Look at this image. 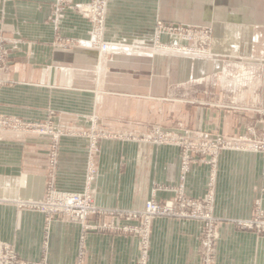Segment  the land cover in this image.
Masks as SVG:
<instances>
[{
  "label": "crops",
  "instance_id": "crops-1",
  "mask_svg": "<svg viewBox=\"0 0 264 264\" xmlns=\"http://www.w3.org/2000/svg\"><path fill=\"white\" fill-rule=\"evenodd\" d=\"M90 1L0 0V115L71 129L59 139L54 168L49 138L0 132V243L29 262L138 263L137 235L92 231L83 246L80 225L49 221L30 208L49 184L89 191L101 209L120 212L166 202L181 185L193 198L207 193L210 166L193 164L183 180L181 147L157 143L150 125L180 135L236 139L252 126L264 134V0H109L104 40L117 45L111 57L92 47L93 23L75 8ZM159 21L210 28V56L172 55L157 46ZM176 87L194 99H168ZM85 131L100 135L95 148ZM215 171L214 264H264V235L240 225L264 213V152L224 150ZM99 223L139 224L114 217ZM202 226L156 218L147 264H203Z\"/></svg>",
  "mask_w": 264,
  "mask_h": 264
},
{
  "label": "built area",
  "instance_id": "built-area-1",
  "mask_svg": "<svg viewBox=\"0 0 264 264\" xmlns=\"http://www.w3.org/2000/svg\"><path fill=\"white\" fill-rule=\"evenodd\" d=\"M109 0H91L89 3L76 6L80 14L93 23L92 47L99 52L111 57L117 52V45L104 40ZM167 35L174 39L172 44L160 43V38ZM156 45L162 49L171 48L185 55L207 57L211 54L212 31L206 27H192L184 25L167 24L159 21L156 28ZM6 61V52L0 40V68ZM2 82L0 81V86ZM264 115V110L259 111ZM71 129L56 127L52 123H31L24 122L19 118H8L0 115V132L15 131L25 134H36L47 137L50 140V167L57 164L58 145L60 137ZM73 130V129H72ZM255 126L248 129V135L238 138H226L213 132H192L186 135L170 133L157 129L155 141L160 144H176L182 149L183 177L190 171L191 166L203 163L211 168L208 191L203 197L193 198L186 194L184 185L180 186L178 194L166 201L159 202L149 200L143 211L120 212L101 209L89 191L83 193L64 192L56 190L52 184L46 189L44 199L33 203L30 208L37 210L50 221L55 217L69 223L80 225L82 230L81 241L85 245V239L92 231L104 229H116L124 233H132L139 237L140 252L137 264H147L150 250L151 226L156 218L174 217L186 220L202 222L203 240V264H214L215 245L217 241V219L213 215L214 204V182L216 179V165L219 154L224 150H256L264 152V135L258 141ZM91 139V147L95 148L99 134L87 133ZM121 218L138 221V225L117 227L108 225L102 226L99 219ZM247 229L256 230L264 235V213L258 212L256 216L245 223L240 224ZM0 264H47L46 262H29L20 258L17 251L10 245L0 243ZM82 264V263H81Z\"/></svg>",
  "mask_w": 264,
  "mask_h": 264
},
{
  "label": "rangeland",
  "instance_id": "rangeland-1",
  "mask_svg": "<svg viewBox=\"0 0 264 264\" xmlns=\"http://www.w3.org/2000/svg\"><path fill=\"white\" fill-rule=\"evenodd\" d=\"M166 52H168V53H170V54H172V55H178V54H183V55H185L184 54V52L183 53H181V52H177L176 50H173V49H171V48H167L166 49ZM186 56H188V57H194V56H190V55H186ZM210 56V55H209ZM209 56H207V57H209ZM236 83L237 82H240V81H235ZM189 85H193V87L194 86H199L200 87V85H202V83H197V82H191V83H189ZM186 93V91H183L182 92V90H181V92H180V88L179 87H176V88H174L173 90H172V92H170V96L168 97V99H170V100H176V101H179V100H185V99H192V98H190L191 97V94L190 93H188V95L186 96V98H185V94ZM190 94V95H189ZM194 99V98H193ZM192 99V100H193ZM247 110V109H246ZM257 111H259V110H257ZM175 125V128L176 129H178L179 127H181V125L179 124V123H177L176 122V124H174ZM150 131L151 132H155L157 129H162V130H164L163 129V127L160 125V124H158V123H154V124H152V125H150ZM165 131V130H164ZM171 133V132H170ZM155 134V133H154ZM263 135L264 134H261L260 136L261 137H263ZM260 136H258L257 135V139L256 140H254L255 142L256 141H258V139L260 138Z\"/></svg>",
  "mask_w": 264,
  "mask_h": 264
}]
</instances>
